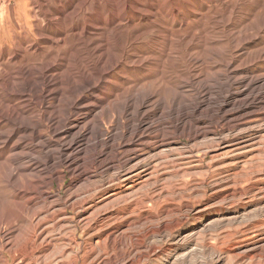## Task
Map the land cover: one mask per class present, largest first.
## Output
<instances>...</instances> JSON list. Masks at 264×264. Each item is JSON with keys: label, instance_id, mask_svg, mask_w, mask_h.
Wrapping results in <instances>:
<instances>
[{"label": "bare ground", "instance_id": "bare-ground-1", "mask_svg": "<svg viewBox=\"0 0 264 264\" xmlns=\"http://www.w3.org/2000/svg\"><path fill=\"white\" fill-rule=\"evenodd\" d=\"M160 4L151 0L136 10L137 18L118 16L94 24L84 20L81 30L62 25L59 39L44 36L35 24L31 42L29 31L24 30L26 41L14 35L11 42L1 44L0 264H140L126 254L115 255V250L129 244L128 233L133 229L157 223L156 216L146 214L147 203L156 204L163 196H180L176 185L191 178L192 172L181 162L196 159L199 155L195 154L204 152L201 145L210 142L214 149L211 160L228 153L234 156L230 165L243 168L250 163L247 153L264 147V81L250 77L251 68L243 67L264 60L259 51L249 62L243 59L252 56L248 49L259 33L245 37L250 30L240 31L243 39L240 35L222 36L224 41L218 45H225L213 47L205 55L197 52L194 59L211 71L204 81L169 85L159 75L150 79L152 74L144 72L149 73L153 63L145 60L150 64H143L127 50L132 42L151 35L154 25L185 23L192 14L190 4L183 7L172 0L164 2L169 4L166 8ZM80 5L72 17L85 7ZM49 16L52 14H46ZM136 21L145 23V32L136 35ZM128 30L131 32L126 35ZM170 32L186 33L181 28ZM69 36L77 41L76 46L64 50ZM223 46L228 49L224 51ZM191 49V43H185L172 49L168 57L176 62L175 67L191 66L193 61L186 59ZM47 51H52L50 59L42 58ZM26 60H34L36 65L21 67ZM159 68L155 64L154 69ZM182 140L187 141L186 147ZM68 177L73 180L65 186ZM80 182L86 186L72 192ZM166 183L171 184V190L160 187ZM250 187L259 194L264 190L260 180ZM63 188L71 193L62 195ZM54 189L55 193L49 194ZM145 190L147 196L142 194L144 198L134 201ZM234 196L233 186L215 183L206 204L186 207L195 213L193 225L181 229L188 224L182 219L173 226L169 222L148 226L147 236L155 239L169 229L177 230L172 248L192 246L181 257L187 260L199 250V238L208 230L264 214V203H248L237 211L211 210L215 199ZM178 210L169 206L165 213L170 217ZM77 231L83 238L76 239ZM138 242L137 249L145 244L143 239ZM57 247H63L59 256L43 259V254ZM235 251L231 247L229 252ZM179 258L162 264H174ZM222 262L218 255L216 263Z\"/></svg>", "mask_w": 264, "mask_h": 264}, {"label": "rangeland", "instance_id": "rangeland-1", "mask_svg": "<svg viewBox=\"0 0 264 264\" xmlns=\"http://www.w3.org/2000/svg\"><path fill=\"white\" fill-rule=\"evenodd\" d=\"M159 1L161 2L160 8L163 7L166 8L167 5H169V4L166 5L164 4L166 0H159ZM172 1L178 2L179 5L183 7H188L189 4L191 5L192 14L188 15L189 19L187 20V22L182 23L179 20L174 23H172L171 21L160 22L154 25L153 27H151V30L154 31L151 35L144 37L143 39L139 40L137 43L132 42L130 45L131 47L129 46L127 49L129 55L132 53L131 55L137 56V58L135 59L141 60L143 64L148 65L150 63L151 64L153 63L154 66L153 65L149 66V68L152 70H150L149 73L144 72V74H152V76H149L150 79L153 76L159 75V77L163 78L165 82H168L169 85H173V86H178L179 84L182 85L184 82L187 81L194 83L202 82V80L204 81L207 75L211 74V71L207 70L206 67L201 66L200 63L196 64V62H194V59L197 57V52H201L205 55L209 53V50L211 48L213 47L220 48V45H225V43H221L220 45H218L220 41H224L221 40L223 39L222 36L233 37L235 35L237 36L240 35V38L243 39L245 35H246L245 37H250V35H253L254 33L256 34L259 33L257 35V39H258L257 42L253 45L252 48L248 49L249 51H251L250 54L252 56L248 57V59L246 58L243 59H245L244 62H249V60L258 51L262 53L264 56L263 53L264 52V26H263L264 0H172ZM147 3L148 4L151 3V0H0V80H1V44L5 45L11 42L12 36L15 35V37H18L19 41L22 40L26 41L24 40L25 36L23 33L24 30H26L29 31L30 33V38H29L30 40L28 41L31 42V40H34L33 37H31V35H32V31L34 30V26L36 24L39 27V30H41L40 32L44 36L53 39H59V37H61L60 35H62L61 30L64 29V26L65 27L69 26V29L71 27L72 28L76 27V29L81 30L83 27H85L84 22L86 20H89L92 22V24H94V23H98L104 18L112 20L113 18L118 16H120L118 18L123 20L124 18L125 19H129L133 17L137 18L139 13H137L136 10L145 7ZM80 4H84L85 7L82 8V11L79 13L78 16L72 17L71 14L73 13L75 7ZM187 9L188 8H186V10ZM48 13L52 14L54 20L53 19L48 20V18L52 17V16L46 17V14ZM136 22L137 23L135 24L137 25L138 29L136 28V26H135L136 29L133 28L135 29L134 31H137L136 35L139 32L140 33L145 32L144 28L142 27L144 26L143 24L145 23L143 22L140 23L138 21ZM226 24L228 25L225 28ZM175 28L176 29L181 28L184 31H186V33H179V34L171 33L170 30L171 29L175 30ZM131 30H128L126 35L130 34ZM167 30H169L170 33L167 32ZM245 30H250V32H246L245 35L239 34L240 31H245ZM122 31L123 29H120L119 33ZM92 32L95 34H102V32H99L98 30H94ZM112 33L111 35L114 36L113 35L114 33L113 34ZM129 36L133 38L132 37L133 35H129ZM165 36L168 38L170 44L168 43V40L166 39ZM179 36L181 38H179ZM72 38L73 36H69L66 38L68 41V45L67 48L64 50L72 49L76 46L77 41ZM188 42L191 43L192 49L189 52H187L186 59L187 61H191V62L193 61L192 65L186 66L188 65L186 63V65L181 64V66L183 67L180 68L175 67L174 64L176 62L172 63L173 60H170L168 55L170 54L172 49H176L179 46L181 47L183 44ZM222 48L224 51L228 49V47L226 46H223ZM64 53H66V51ZM51 55H52V51H47L42 58L45 57V59H50ZM64 55L66 56V54ZM42 58L41 60H43ZM145 60L147 61L150 60V63H148ZM164 63L165 66L163 65ZM155 64L160 66L158 70L154 69ZM21 65H22L21 67H31L32 65H36V63L34 62V60H32L31 62H28L26 60ZM258 65L255 66L253 64H247L243 67L251 68L253 76L250 75V77L253 78L260 77L261 80L264 81V60ZM146 79H148V77ZM137 83L140 84L139 82ZM0 102H1V81H0ZM261 124L264 125V122ZM106 128L109 130V132H111L110 126H107ZM181 142L183 143L184 147L187 146L186 145L187 141L182 140ZM201 148L204 151L203 153L206 154V157L204 156L202 157L203 153H200V154H195V156L198 155L199 156L192 161L181 162V164L185 168L192 169L191 170L192 172H191V178H189L187 181L184 182H178V184L176 185L177 189L180 190V196L178 195L163 196L162 199L159 200L156 204L147 203L145 212L146 214L149 213L156 216V220H158L157 223L148 224L145 227H138L136 229H133L131 232H129L128 236H131L130 237L131 241L128 240L129 244H127V246L118 247L115 250V255L117 254L119 256L120 254H126L128 255L127 257L128 259L136 260L140 264H162L163 260H165L164 261L165 263L167 259L172 261L177 256H179L180 258L174 264H217L216 257L218 255H221L223 257V262L219 264H242V263L264 264V214L259 216L258 218H253V219L251 217L245 218L238 224L234 222L227 224L224 223V225L222 224L223 226L219 225L215 228L208 230V232L202 234L199 238L198 241L199 245L197 248L199 250L195 251L193 254H191V256H188L187 260L186 257L183 259L181 257L184 256L185 253H187L192 246L182 250L172 248L173 235L175 234V232H177V230L169 229L167 233L163 234L162 237L159 238L156 237L155 238L156 240L152 236H147L148 226H155L157 224L161 225L166 222L167 223L169 222V226H173L178 221H182V219L183 220L186 219L188 224L184 225L181 229L185 230L188 227L187 225L189 226L193 225L195 213L189 212L186 207L190 205L195 208H200L201 206L206 204L209 198H211V190L215 183L223 182V184L225 185L228 184L230 186H233L236 190V196L230 197L228 199H223L221 197L215 199L213 202L214 204L213 208L211 209V210L214 209L213 211L216 212L219 210L227 211L229 209H236L237 211V210H241L243 206L248 203H252V204L254 203L258 205L260 203H264V190L262 193L259 194L257 192H251L252 189H250L251 188L250 186L254 185L259 180L260 182H262L264 186V154L262 153L264 147L259 148L260 151H258L259 149H256L252 151V153L248 152L247 158H249L250 163L244 165L243 168L233 167L232 165H230V160H232L234 156L228 153H224L225 156L223 155V157L218 160H211V155L214 149L210 142L203 143V145H201ZM0 157H1V152H0ZM181 159L183 158L180 157L179 160ZM200 159L203 162H201ZM205 166L210 167L209 171L208 169L207 170L205 169L206 168ZM72 180H73L72 177H68L65 182V186H69ZM231 181H233L234 183L231 184L230 183ZM79 184L75 186L72 192H74L79 188H82L83 186H86V184H84L83 182H80ZM57 187L58 185L55 184V189H57ZM160 187H163L166 190H171L172 186L171 184L166 183L161 185ZM55 189L53 191H50L49 194L55 193ZM70 193H68L67 188H63L62 195L66 196L67 194ZM142 194L147 196L148 190H145L140 195L134 197L133 198L134 201H140L141 198H144L145 196H143ZM169 206H174L179 208L178 212L174 213L173 216L170 217L165 213V210ZM74 233L72 235H74ZM229 235L230 236L232 235V237H230ZM13 236L16 237L18 236V234H14ZM133 236H135V238ZM80 238H83V234L77 231L76 239H80ZM136 238L137 241H135ZM141 239L145 241V244L143 247L137 249L138 248L137 243H139L138 241H140ZM231 247H234L236 253L234 252V254H231L229 252L231 250ZM62 249L63 247H57L55 249L51 248L49 252L42 255L43 259L44 256L48 261L54 259L55 257L59 256V253L60 251H62ZM156 249L159 250L157 251ZM134 250L136 253H133ZM244 251L246 252L252 251V253L249 256H243L242 254ZM255 251L256 253H254ZM131 255L134 257H132ZM237 255H242V257L235 258V256ZM145 256H147V259Z\"/></svg>", "mask_w": 264, "mask_h": 264}]
</instances>
